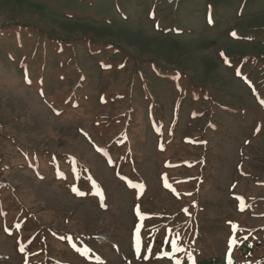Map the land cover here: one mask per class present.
I'll return each mask as SVG.
<instances>
[{
    "label": "trees",
    "instance_id": "trees-1",
    "mask_svg": "<svg viewBox=\"0 0 264 264\" xmlns=\"http://www.w3.org/2000/svg\"><path fill=\"white\" fill-rule=\"evenodd\" d=\"M151 1L119 0V5L103 7L96 4L89 8L88 13L79 15L64 14L60 9L55 14H63L64 21L73 23L78 29L83 26L90 28L89 24L96 17L93 13L99 9L101 15L108 19L105 27L137 24V27L140 26L139 36H143L151 30L158 32V16L161 22H166L168 15L174 18L176 12H184L179 18L185 22L183 27L186 31L190 30L193 25L190 19L196 14L190 12L193 0H187L185 11L175 6L166 15L161 10V1L155 5V1ZM126 3L128 6H125ZM137 8H141L142 12L136 11ZM197 12L196 16H199L200 12ZM204 12L207 17L212 14L210 7ZM20 29L37 35L33 44L36 48L31 55L42 53L45 60L40 68L35 69V73L40 71L39 76L28 70H33L32 66L38 62L29 59L30 53L26 57L31 66L25 62V36L19 32ZM175 32L171 26L166 27L162 40L167 50H170V45H178V40L182 39L181 33ZM84 35H55L39 31L28 23L11 28L0 25V61L12 63L11 74L16 75V79H20L26 89H31L30 92L36 95L47 113L68 122L76 120L71 129L83 142L81 147L88 155V160L83 161L75 153L49 147L35 151L10 136L4 137L14 154L8 155L9 159L0 157V193L4 189L11 190L9 204L14 207V214L5 219L0 210V251L8 248L11 251L10 256L0 252V264H117L119 261L127 264H177V261L179 264H228L229 255L233 264H264V255H256L260 242L254 243L249 239L252 234L240 228L235 229V223L229 222L226 214L219 215L216 223L210 221L215 210L210 201L209 182H205L204 178L211 168L200 161L199 135L188 139L185 136H167L163 131L157 137L155 127L158 124L154 119H151L149 127L136 130L138 124L129 106L114 115L99 113V110L107 108L109 102L113 103L119 98L86 96L89 80L94 79L92 84L98 80L94 70L101 69L100 63L106 57L107 49L115 50V58L125 68L130 65L133 67L137 61L136 65L147 72L160 66L157 62H164L166 69L173 66L166 65V61L160 57H142L138 51L131 53L128 49L115 46L112 41L99 42L93 36ZM63 55L67 57L64 61ZM81 55L83 58H80ZM215 62L213 66L217 67ZM82 63L87 65L82 66ZM219 63L222 64L221 59ZM93 64L95 69L92 68ZM3 68L2 62L0 70L3 71ZM137 70L133 69L132 75L139 77ZM48 72L72 73L75 80L67 83L69 92L65 94L66 98L54 101L45 98V95L53 94L56 85L49 79ZM180 75V70L172 74L173 77ZM38 81L41 86H37ZM83 116L91 121L94 137L81 126L84 123ZM132 134L135 135L133 139ZM176 140L187 146L188 150L184 154L187 155L186 159L173 160L172 156L179 153V150H171V145L178 142ZM97 148L104 152L97 151ZM8 169L26 173V178L33 186L52 187L47 205H55V200L61 198L63 202L57 207L62 206L61 209L66 210V213L60 214L63 223L46 224L30 207L22 204L15 195L12 182L5 177ZM73 188L83 195H78ZM126 200L131 203L129 208L124 209ZM85 204L96 207L100 222L106 223L107 227L100 229L99 225H93L89 214L87 218L78 220L75 227L66 225L69 217L76 215ZM75 205L78 206L77 212H74ZM137 206L141 215L146 216L143 221L136 214ZM138 224L142 225L139 253L135 246V228ZM173 240L178 241L181 250L172 253L171 259H161L163 252H172ZM231 241L235 243L230 244ZM145 245L151 251L146 250ZM145 256L148 259H144Z\"/></svg>",
    "mask_w": 264,
    "mask_h": 264
},
{
    "label": "rangeland",
    "instance_id": "rangeland-1",
    "mask_svg": "<svg viewBox=\"0 0 264 264\" xmlns=\"http://www.w3.org/2000/svg\"><path fill=\"white\" fill-rule=\"evenodd\" d=\"M153 1L154 5L162 2L161 10L165 15L175 6L186 10L187 0ZM193 3L190 12L196 14L190 19L193 25L188 31L183 27L185 22L179 18L184 12H176L174 18L168 15L166 22H161L158 16V32L151 30L143 36H139L140 26L137 24L105 27L108 19L101 15L99 9L93 13L96 17L89 24L90 28L83 26L78 29L73 23L64 21L63 14H55L60 9L64 14L79 15L88 13L89 8L96 4L103 7L119 5V0H0V25L11 28L28 23L39 31L55 35L85 34L99 42L112 41L115 46L131 53L138 51L142 57H160L166 65L173 66L166 69L164 62H157L160 65L156 68L158 71L153 67L151 72H147L136 65L137 61L133 67L125 68L115 58V50L107 49L106 57L100 63L102 70L97 71L93 64L98 80L94 84V79L89 80L86 96L119 98L109 102L107 108L99 110V113L114 115L129 106L138 124L136 130L149 127L151 119H154L158 124L155 127L157 137L163 131L167 136L171 134L172 137L185 136L188 139L199 135L200 161L211 168L204 178L209 182L210 201L215 210L210 221L216 223L219 215L226 214L229 222L235 223V229L252 234L251 242H260L256 255H264V0H193ZM209 7L212 14L207 17L204 10ZM135 10L141 11V8ZM197 10L199 16H196ZM167 26H171L176 34L181 33L182 38L178 45H170V50L163 47L162 40ZM20 30L25 36V62H29L26 57L29 53V59L38 62L32 66L33 70L28 69L35 73V69L45 61L42 53L31 55L36 48L33 44L37 35ZM167 37L171 38L170 35ZM66 58L63 55L62 61ZM214 60L217 67L213 66ZM2 62L5 68L0 70V157L9 159L14 154L4 138L10 136L35 151L49 147L75 153L87 161V152L81 147L83 142L71 129L76 120L68 122L47 113L31 89H26L22 81L11 74L12 63ZM84 65L87 63H82ZM133 69H138L139 77L132 75ZM179 70L180 77H173L172 74ZM40 74V71L35 73L37 76ZM47 75L56 85L53 94H47L45 98L49 101L66 98L65 94L69 92L66 85L75 80L72 73L48 72ZM37 84L41 86L40 81ZM82 120L81 126L94 137L91 121L84 116ZM134 137L132 134L131 139ZM176 141L171 145L173 148L170 147L171 150H179L178 155L172 156L173 160L186 159L187 146L180 140ZM16 172L15 169L9 170L5 177L12 182L19 201L30 207L44 223H63L60 214L66 210H62V206L57 207L63 202L61 198L55 200V205H47L52 187L33 186L26 173ZM10 191L4 189L0 193V210L5 219L14 214V207L9 204ZM130 203L126 200L123 208H129ZM76 206L74 212H77ZM83 206L76 215L69 217L67 226L75 227L78 220L87 218L89 214L93 225H99L100 229L107 227L106 223L100 222L94 205ZM4 251L1 253L11 255L9 248ZM117 264L127 263L119 261Z\"/></svg>",
    "mask_w": 264,
    "mask_h": 264
},
{
    "label": "snow or ice",
    "instance_id": "snow-or-ice-1",
    "mask_svg": "<svg viewBox=\"0 0 264 264\" xmlns=\"http://www.w3.org/2000/svg\"><path fill=\"white\" fill-rule=\"evenodd\" d=\"M210 22H211V21H210ZM233 35H235V33H233ZM29 83H30V81H29ZM41 94H43V93H41ZM262 104H264V101H262ZM57 114H59V113H57ZM97 151H100V152H102V153L104 152V150H103V149H100V148H97ZM166 186H167V185H166ZM134 187H135V186H134ZM139 187H143V185H140ZM73 191H76L78 195H83V193H80V192H79L77 189H75V188H73ZM238 199H241V200H242V198H238ZM241 210H243V208H242ZM184 211H187V210L185 209ZM136 214H137V216L139 217V219H140L141 221H143L144 219H146V216H145V215H141L140 210H139V206H137V208H136ZM141 227H142V225H141V224H138V225L136 226V228H135V239H136V245H135V246H136V251H137V253L140 252V248H141V237H140ZM234 227H235V226H234ZM234 243H235V241H231V242H230V244H234ZM145 248H146V250L151 251V249L148 248L147 245H145ZM171 249H172V252H171V253H170V252H163V253H162V256H161L160 258H161V259H163V258L171 259V255H172V253L177 252V251H180L181 249H180L179 246H178V241H176V240L171 241ZM21 250L23 251V249H21ZM144 259H148V257L145 256ZM177 264H179L178 261H177ZM228 264H233V261H232L230 255H229Z\"/></svg>",
    "mask_w": 264,
    "mask_h": 264
}]
</instances>
